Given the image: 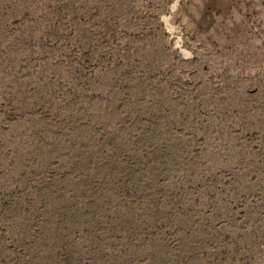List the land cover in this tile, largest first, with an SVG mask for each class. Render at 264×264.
<instances>
[{"label":"rangeland","instance_id":"rangeland-1","mask_svg":"<svg viewBox=\"0 0 264 264\" xmlns=\"http://www.w3.org/2000/svg\"><path fill=\"white\" fill-rule=\"evenodd\" d=\"M0 264H264V0H0Z\"/></svg>","mask_w":264,"mask_h":264}]
</instances>
